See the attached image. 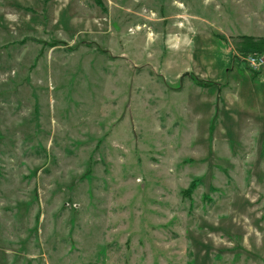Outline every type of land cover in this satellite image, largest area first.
<instances>
[{"label": "rangeland", "instance_id": "obj_1", "mask_svg": "<svg viewBox=\"0 0 264 264\" xmlns=\"http://www.w3.org/2000/svg\"><path fill=\"white\" fill-rule=\"evenodd\" d=\"M241 36L264 0H0V264H264Z\"/></svg>", "mask_w": 264, "mask_h": 264}, {"label": "trees", "instance_id": "obj_2", "mask_svg": "<svg viewBox=\"0 0 264 264\" xmlns=\"http://www.w3.org/2000/svg\"><path fill=\"white\" fill-rule=\"evenodd\" d=\"M236 45L238 46V49L244 53V55L251 53L264 54V38L241 36V38L236 41ZM203 85H205V83H203Z\"/></svg>", "mask_w": 264, "mask_h": 264}, {"label": "built area", "instance_id": "obj_3", "mask_svg": "<svg viewBox=\"0 0 264 264\" xmlns=\"http://www.w3.org/2000/svg\"><path fill=\"white\" fill-rule=\"evenodd\" d=\"M249 61H250L251 64H253L254 66H257V65L255 64L256 58H250Z\"/></svg>", "mask_w": 264, "mask_h": 264}]
</instances>
